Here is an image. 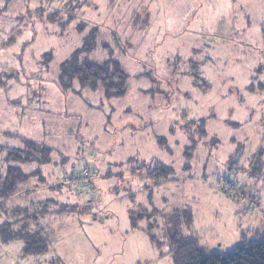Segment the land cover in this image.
I'll use <instances>...</instances> for the list:
<instances>
[{
    "label": "rangeland",
    "instance_id": "obj_1",
    "mask_svg": "<svg viewBox=\"0 0 264 264\" xmlns=\"http://www.w3.org/2000/svg\"><path fill=\"white\" fill-rule=\"evenodd\" d=\"M76 52L117 60L124 94L67 85ZM27 139L51 160L10 161ZM89 163L88 194L69 180ZM9 165L30 174L25 199L71 211L42 220L44 253L0 240V264H174L173 235L221 252L264 237V0H0Z\"/></svg>",
    "mask_w": 264,
    "mask_h": 264
},
{
    "label": "trees",
    "instance_id": "obj_2",
    "mask_svg": "<svg viewBox=\"0 0 264 264\" xmlns=\"http://www.w3.org/2000/svg\"><path fill=\"white\" fill-rule=\"evenodd\" d=\"M63 81L68 85L74 77L80 79L83 85H90L94 88L102 83L107 96H118L125 92L127 74L122 69L121 64L115 59H109L99 64L89 60L81 59L79 53L76 52L71 59L65 61L62 65ZM28 148L16 149L10 152V161L18 163L38 162L48 163L51 160V148L42 147L32 140H26ZM43 154V155H40ZM172 168L165 166L162 168L157 183L166 180ZM154 171L149 172L151 175ZM30 177L19 165H9L6 169L0 167V198L8 200L10 197L18 193L22 183ZM93 181V180H92ZM95 184V183H94ZM49 201L42 202L34 213H29L27 209H19V216L26 213V222L21 218L18 228L13 227V223L8 221L0 226V238L6 242L11 240L24 241V255H35L44 253L49 248L47 238L42 234L41 230L29 231V222L38 224V220L42 219L48 212ZM67 208H59L58 212H63ZM71 210V209H70ZM187 215L189 222H192L193 215L190 210H183ZM133 224H137V217H132ZM41 223V222H40ZM39 223V225H40ZM149 237L153 242H158L157 237L148 229ZM257 237L249 239L244 237L243 240L232 250L209 251L202 248L198 244V240L194 237H178L173 235V247L169 251L174 258V264H264V237L257 233Z\"/></svg>",
    "mask_w": 264,
    "mask_h": 264
},
{
    "label": "crops",
    "instance_id": "obj_3",
    "mask_svg": "<svg viewBox=\"0 0 264 264\" xmlns=\"http://www.w3.org/2000/svg\"><path fill=\"white\" fill-rule=\"evenodd\" d=\"M7 1V0H6ZM32 188L30 187H22L20 186V190L18 191V193H16L15 195H13L12 197H10L8 200H3L0 198V226L6 224L8 221L11 222H15L19 221L18 219L22 221H27L28 219L26 218V213H22L21 216H19V209H27L29 211V213H34L37 211L39 205H41L42 202L45 201H49V202H54L56 201V199L54 198H50V199H46V196L44 194L41 193L40 199H35V200H30L25 199L23 196L24 194H26V192L31 191ZM17 199V201H16ZM21 199V200H20ZM65 208H67L66 206H64ZM59 209V208H58ZM58 209H50V212H48L42 219L38 220V224L29 222V231H36V230H41L42 227V220H47L48 221L51 219V217L60 214V213H64V212H58ZM65 211H71L70 208L65 209ZM52 220V219H51ZM21 222H15L13 223V227L18 228L19 224H21ZM41 222V223H40ZM40 223V225H39ZM0 240L2 241V239L0 238ZM14 241V240H12ZM20 242V241H19ZM20 244H22L23 248H24V241L21 240ZM23 256V255H22ZM27 256V255H25ZM29 256V255H28ZM27 260V262H29V258L26 257L25 258Z\"/></svg>",
    "mask_w": 264,
    "mask_h": 264
},
{
    "label": "built area",
    "instance_id": "obj_4",
    "mask_svg": "<svg viewBox=\"0 0 264 264\" xmlns=\"http://www.w3.org/2000/svg\"><path fill=\"white\" fill-rule=\"evenodd\" d=\"M88 164V163H87ZM94 173L93 165H83L81 171H75L69 181L73 182L78 191L91 193L93 188L92 176Z\"/></svg>",
    "mask_w": 264,
    "mask_h": 264
}]
</instances>
